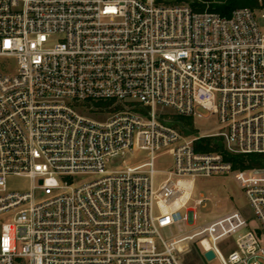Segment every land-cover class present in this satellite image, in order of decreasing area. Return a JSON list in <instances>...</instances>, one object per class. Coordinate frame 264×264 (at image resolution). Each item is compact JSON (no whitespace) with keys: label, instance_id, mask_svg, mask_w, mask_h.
Masks as SVG:
<instances>
[{"label":"built area","instance_id":"obj_1","mask_svg":"<svg viewBox=\"0 0 264 264\" xmlns=\"http://www.w3.org/2000/svg\"><path fill=\"white\" fill-rule=\"evenodd\" d=\"M196 1L0 0V59L17 64L0 62V264H183L192 240L206 261L264 264V167L199 149L210 138L264 154V7L223 15ZM100 100L123 108L92 111ZM159 106L216 114L218 131L186 134ZM217 174L236 176L255 221L235 209L165 240L197 224L196 181ZM12 175L31 190L10 192Z\"/></svg>","mask_w":264,"mask_h":264},{"label":"rangeland","instance_id":"obj_2","mask_svg":"<svg viewBox=\"0 0 264 264\" xmlns=\"http://www.w3.org/2000/svg\"><path fill=\"white\" fill-rule=\"evenodd\" d=\"M264 7V6H261ZM259 7V8H261ZM10 69L14 70L17 66L14 58L0 59ZM130 103H127L128 105ZM137 104V103H136ZM138 106L142 105L139 103ZM80 104H75V107H79ZM88 111V110H86ZM172 111L168 108L158 107L157 114L159 119H172ZM202 118L192 117H179L178 121L182 122L184 126L178 128L189 134L186 127L193 129V134L203 132H217L219 126V118L216 114H210L209 112L202 110ZM110 113H94L95 117H106ZM178 122V123H179ZM173 124V122H172ZM175 124V123H174ZM192 133V132H191ZM143 153H137V156H143ZM144 157V156H143ZM133 157L127 155L122 159H117L116 162L122 164L124 162H131ZM172 156L170 154L159 155L155 160V168L158 170L156 174V181L159 183L166 178V172L172 165ZM8 190L10 192H26L30 191L32 187V180L24 176L12 175L8 177ZM38 199L42 197V191L37 192ZM195 198L204 199L206 205L197 207L198 221L195 225H190L185 221L177 222L169 227L161 230L163 238L167 241L172 240L174 237L180 236L193 229L196 225L209 222L218 216L226 214L232 210L238 209L242 211L250 221H255L253 211L249 205L248 198L245 194V190L240 186V183L234 174H217L210 177L198 178L195 185ZM11 221V216L5 215L2 222ZM185 250L181 256L183 264H221L217 259L212 261H206L201 255V248L197 241H187L183 243Z\"/></svg>","mask_w":264,"mask_h":264},{"label":"trees","instance_id":"obj_3","mask_svg":"<svg viewBox=\"0 0 264 264\" xmlns=\"http://www.w3.org/2000/svg\"><path fill=\"white\" fill-rule=\"evenodd\" d=\"M192 6L196 10L208 9L211 11L219 12L223 15H229L231 11L237 7H250L253 9H257L261 6H264V0H201L193 2ZM88 106L92 111L96 112H114L123 108V105L121 103H117L114 100L93 101L88 103ZM179 117L181 116L172 113V119L163 120L175 127H182L184 126V124L178 121ZM186 129L188 130V132L193 131V129L189 127H186ZM204 141L206 142V144L200 145V150L223 152L226 157L233 162L236 168L264 167V154L228 155L225 151L224 146L219 142L213 143V140L210 138H206L204 139Z\"/></svg>","mask_w":264,"mask_h":264},{"label":"water","instance_id":"obj_4","mask_svg":"<svg viewBox=\"0 0 264 264\" xmlns=\"http://www.w3.org/2000/svg\"><path fill=\"white\" fill-rule=\"evenodd\" d=\"M42 182V181H41ZM205 257L208 259V260H212V259H214V257H215V253H214V251H212V250H210V251H206L205 252Z\"/></svg>","mask_w":264,"mask_h":264}]
</instances>
